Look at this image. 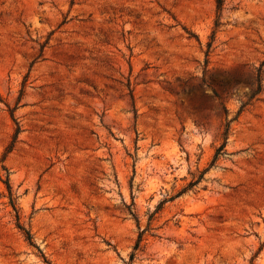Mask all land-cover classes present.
<instances>
[{
    "label": "rangeland",
    "instance_id": "1",
    "mask_svg": "<svg viewBox=\"0 0 264 264\" xmlns=\"http://www.w3.org/2000/svg\"><path fill=\"white\" fill-rule=\"evenodd\" d=\"M263 61L264 0H0V264H264Z\"/></svg>",
    "mask_w": 264,
    "mask_h": 264
},
{
    "label": "trees",
    "instance_id": "2",
    "mask_svg": "<svg viewBox=\"0 0 264 264\" xmlns=\"http://www.w3.org/2000/svg\"><path fill=\"white\" fill-rule=\"evenodd\" d=\"M216 1H217L218 8L220 9L223 6L224 0H216ZM263 65H264V61L261 63L260 67L257 68V72L255 73L254 81L252 83V90H251V94H250V99H252L254 96H256L257 94H259L262 91V89H263V85H262L263 73H264ZM227 125H228V122H227ZM7 187L9 189L10 202L13 205V207L16 208L15 207V203H14V198H13V195H12V189H11L10 183L8 181H7ZM17 220H18V227L20 229H22V230L25 231L26 239L28 240V242L30 243V245L37 247L36 243L33 241V236L30 233V231L26 230L21 225V223L19 222L20 216L18 214V211H17ZM141 240H142V232H140L139 239H138V242L136 244V247L139 246ZM133 258H134V254L131 255V260Z\"/></svg>",
    "mask_w": 264,
    "mask_h": 264
}]
</instances>
